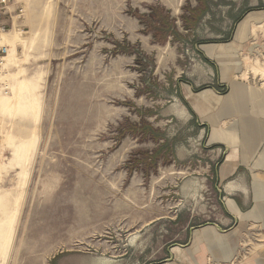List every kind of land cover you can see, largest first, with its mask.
I'll use <instances>...</instances> for the list:
<instances>
[{
	"label": "rangeland",
	"instance_id": "1",
	"mask_svg": "<svg viewBox=\"0 0 264 264\" xmlns=\"http://www.w3.org/2000/svg\"><path fill=\"white\" fill-rule=\"evenodd\" d=\"M249 1L234 14L217 15V6L229 2L196 0L191 8L192 1L181 0L175 16L158 1L137 8L131 0L9 1L11 11L22 10L6 37L18 36L11 78L13 85L30 81L34 90L22 93L15 109H0L9 130L0 164V264L257 258L264 238L254 231L230 260L207 247L203 256L172 250L213 222L217 193L209 179L214 164L194 122L164 117L173 71L160 57L171 40L185 67L198 61L191 42L227 38ZM252 5L264 7V0ZM3 24L10 28V19ZM259 25L236 65L242 81L264 87V73L242 75L241 68L243 58L264 66V22ZM219 26L227 30L223 36Z\"/></svg>",
	"mask_w": 264,
	"mask_h": 264
},
{
	"label": "crops",
	"instance_id": "2",
	"mask_svg": "<svg viewBox=\"0 0 264 264\" xmlns=\"http://www.w3.org/2000/svg\"><path fill=\"white\" fill-rule=\"evenodd\" d=\"M141 1H158L174 16L181 6V0H131V7L137 8ZM191 1L194 8L197 2ZM225 1L229 3L218 5L217 15L234 14L245 0ZM247 4L227 38L191 42L198 61L185 67L171 40L160 56L164 58L162 67L173 71L164 117L167 122H194L208 162L211 167L214 164L209 167V179L217 193L213 222L194 230L185 247L172 249L176 253L199 256L207 247L230 260L238 242L249 232H259L264 238V87L235 79L237 57L253 29L264 22V7H254L252 0ZM225 31V26H219L217 35L223 36ZM252 260L245 264H264V250Z\"/></svg>",
	"mask_w": 264,
	"mask_h": 264
},
{
	"label": "built area",
	"instance_id": "3",
	"mask_svg": "<svg viewBox=\"0 0 264 264\" xmlns=\"http://www.w3.org/2000/svg\"><path fill=\"white\" fill-rule=\"evenodd\" d=\"M9 1L10 0H0V96H8L11 92V87L13 85V79L11 78L12 64L8 54L10 47L7 44L6 35L7 32H9L13 28L14 18L19 19L22 14L21 9L17 10V12H15L16 10L11 11ZM5 17L10 19L11 21L10 28L3 24ZM3 135L4 130L0 123V164L6 160V146L5 144H3Z\"/></svg>",
	"mask_w": 264,
	"mask_h": 264
},
{
	"label": "bare ground",
	"instance_id": "4",
	"mask_svg": "<svg viewBox=\"0 0 264 264\" xmlns=\"http://www.w3.org/2000/svg\"><path fill=\"white\" fill-rule=\"evenodd\" d=\"M11 34V31L7 32L6 37H8ZM17 35H13L11 42L9 40L6 39L7 44L9 45L10 49H9V57L11 59V57H14V41H16L17 39ZM241 68H242V75H244V73H247L249 71H252L254 73L256 72H261L264 73V66H259L256 64V62H252L250 60H248L247 58H243L241 60ZM20 72V69H19ZM18 73V72H17ZM241 76H236V78H239ZM35 85V84H34ZM34 90V86L30 81H27L25 79H18L15 84L11 87V96H0V109L2 110L7 109V110H13L16 108L18 99H20L19 96H21L22 93H26L28 94V96H30V94L33 92ZM31 110L33 112L36 111V106L34 104L31 105ZM9 132V130L5 133L4 131V135H3V144H5V136L7 135V133ZM9 137V136H7ZM8 141V139H6V142ZM7 145V144H5ZM0 169L2 170L1 166ZM8 215L5 214V217H7ZM4 224V220L1 221V225ZM5 237V233H3L2 235V241Z\"/></svg>",
	"mask_w": 264,
	"mask_h": 264
}]
</instances>
